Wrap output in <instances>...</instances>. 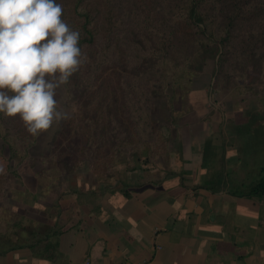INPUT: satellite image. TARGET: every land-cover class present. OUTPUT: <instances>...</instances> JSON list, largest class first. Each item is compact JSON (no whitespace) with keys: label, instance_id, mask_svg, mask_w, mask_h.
I'll list each match as a JSON object with an SVG mask.
<instances>
[{"label":"crops","instance_id":"0c3cea01","mask_svg":"<svg viewBox=\"0 0 264 264\" xmlns=\"http://www.w3.org/2000/svg\"><path fill=\"white\" fill-rule=\"evenodd\" d=\"M204 117L187 116L168 161L136 162L122 187L74 184L48 216L61 227L55 261L22 248L0 264H264V190L249 194L264 165V109Z\"/></svg>","mask_w":264,"mask_h":264},{"label":"trees","instance_id":"16d2710c","mask_svg":"<svg viewBox=\"0 0 264 264\" xmlns=\"http://www.w3.org/2000/svg\"><path fill=\"white\" fill-rule=\"evenodd\" d=\"M63 1L65 3L56 0L63 8L61 18L80 32V47L87 59L73 75L77 87L81 88L77 127L72 128L71 118L64 121L56 139V167L62 171L65 164L75 167L76 163H82L89 152L93 156L99 153L104 142L110 141L109 146H116L119 141L126 143L129 137L136 142L150 138L154 128L151 120L153 84L162 87L170 84L173 88L181 82L193 53L210 49L208 46L214 43L213 52L218 54L231 28L257 13L256 7L255 12L246 13L251 0H218L223 2L221 14L216 13L215 0H140L135 14L125 6L131 19L126 21L127 11L125 8L121 11L116 4L118 0H100L105 10L103 19L98 20L86 0ZM148 3L155 4L152 13L147 8ZM115 7L121 18L120 24H113L115 20L106 17ZM110 16L111 11L108 12ZM124 27L133 34L129 45L126 42L129 39L123 37ZM178 35L185 41L183 46L177 43ZM142 43L145 44L143 49ZM186 44H191L192 48L185 54ZM146 51H149L148 55ZM106 68H111L109 78L105 76L111 87V101L106 106L105 100L101 102L108 108L107 118L101 117L99 101L98 108H91L94 112L86 108L94 96L90 88ZM70 132L72 135L68 137ZM37 138L26 131L18 116L0 114V155L6 151L4 161L16 158V165L23 162ZM140 147L150 148L147 142H142ZM115 161L114 158L109 163ZM15 170L11 173L17 174ZM261 172L249 194L264 190V165ZM101 183L122 187L124 182L116 179ZM60 231L55 218L48 223L41 222L22 212L4 211L0 206V253L27 248L35 257L55 261L60 256L56 240Z\"/></svg>","mask_w":264,"mask_h":264},{"label":"rangeland","instance_id":"374dc122","mask_svg":"<svg viewBox=\"0 0 264 264\" xmlns=\"http://www.w3.org/2000/svg\"><path fill=\"white\" fill-rule=\"evenodd\" d=\"M58 2L65 3L63 0ZM86 2L93 8L97 19L102 20L105 7L100 5L101 1L86 0ZM139 2L140 0H118L116 4L121 7L122 12L127 6L135 14L134 10L139 9ZM214 4L216 13L221 14L223 2L215 0ZM255 7L257 13L254 17L237 22L231 28L218 54L213 52L214 43L208 46L211 50L192 52L180 83L175 84L173 88L170 84L163 87L160 84H153L151 94L154 109L151 120L154 128L150 138L136 142L137 140L129 137L126 143L119 141L117 147L109 146L110 141L108 144L104 142L99 153L93 156L89 152L82 163H76L75 167L65 164L62 171L56 167V139L64 122L61 121L58 126L54 125L52 129L37 138L36 143L29 150L28 157L18 165L15 164L18 160L16 158L13 161H4L6 151L1 152L0 206L2 210L22 212L39 221L43 220L44 214L48 213L45 219L52 221L48 216L60 211L56 208L57 201L65 199L74 184L95 187L101 182L121 180L122 176L125 177L127 174H123L125 169L131 174L136 162L146 164L145 168L166 163L170 156V149H174L175 132L187 116L194 118V115L202 113L205 116L204 120L211 115L220 116L223 120L226 116L239 113L242 115L247 110L248 112L263 111L264 0H251L246 13L255 12ZM147 8L152 13L155 11V4L148 3ZM109 11H111L110 17H108ZM109 11L106 14L107 19L115 20L113 24H120L121 18L118 16L117 7ZM126 11L125 20L130 21L128 9ZM218 14L217 17H219ZM132 36V32L124 27L123 37L129 39ZM178 36L177 43L183 46L185 41L180 35ZM129 41L131 40H126L127 44ZM143 48L145 44L142 43L141 49ZM191 48V44H186L185 54L191 52ZM146 54L148 55L149 51H146ZM110 72L111 68H106L90 88V91H94V96L86 107L89 112H94L91 108L94 106L98 108V103L102 104V99L105 100V106L110 104L109 89L111 87L105 78V76L109 78ZM74 79L72 76L70 83L60 90L61 106L69 113L72 128H76L78 124L80 111L78 96L81 91ZM104 105L102 104L100 113L101 117L107 118L109 112ZM75 131L78 132L79 129ZM71 135L72 132L68 137ZM142 142L149 143L150 148L142 149L140 147ZM76 155L80 157L78 153ZM114 158L116 161L109 163ZM15 168L17 174L11 173Z\"/></svg>","mask_w":264,"mask_h":264},{"label":"clouds","instance_id":"9594fccd","mask_svg":"<svg viewBox=\"0 0 264 264\" xmlns=\"http://www.w3.org/2000/svg\"><path fill=\"white\" fill-rule=\"evenodd\" d=\"M56 0H0V114L34 137L70 119L60 90L86 62Z\"/></svg>","mask_w":264,"mask_h":264}]
</instances>
